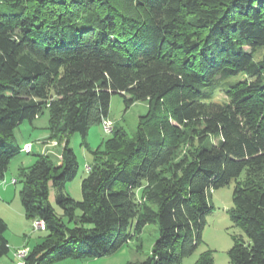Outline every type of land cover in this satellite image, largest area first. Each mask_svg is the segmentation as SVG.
<instances>
[{"label": "trees", "instance_id": "16d2710c", "mask_svg": "<svg viewBox=\"0 0 264 264\" xmlns=\"http://www.w3.org/2000/svg\"><path fill=\"white\" fill-rule=\"evenodd\" d=\"M114 94L149 111L93 152L77 201L70 137L102 125ZM45 111L62 149L20 169L26 217L47 232L24 264L105 257L150 224L159 238L135 264H181L232 182L231 263L264 264V0H0V182L26 151L17 130ZM6 231L0 217V260Z\"/></svg>", "mask_w": 264, "mask_h": 264}, {"label": "rangeland", "instance_id": "374dc122", "mask_svg": "<svg viewBox=\"0 0 264 264\" xmlns=\"http://www.w3.org/2000/svg\"><path fill=\"white\" fill-rule=\"evenodd\" d=\"M246 49L250 51L249 48ZM224 100L226 98L222 93H218L214 98L215 102ZM148 111V101H140L127 108L124 98L120 94H114L111 97L108 118L112 120L114 126L125 129L128 136L134 138L138 132L141 117L145 116ZM48 125L49 112L45 111L40 119L35 120L33 124L26 122L20 126L16 136L21 146H25L23 142L45 141L44 144L47 143V146L44 148L43 154L52 155L54 159L58 160L57 157L60 158L62 147L57 141H46L49 137ZM111 135L103 132L102 125H92L85 139L80 133L71 135L70 147L76 154L79 172L73 181L67 183L64 191L75 200L82 199L81 182L87 174L86 169L90 170L89 165L93 163V152L102 148L104 141ZM38 153L40 152L36 150L16 157L10 163L5 175L9 180H16L17 183L10 185L7 198L0 197V217L7 224L5 236L10 244V252L0 260V264H24L23 257L19 255L21 253L28 255L37 244L46 238V230L36 228L38 220L32 221L26 217L20 196L23 188L20 169L31 167L36 162ZM234 187L235 183L232 182L230 185L212 192L214 210L206 219L202 242L196 251L185 258L181 264H197L202 256L210 257L213 264H232L229 252L234 244L233 239L235 236L243 235L241 229L235 227L230 217ZM50 203L58 213H61L56 204V191L53 188L50 192ZM158 238L159 226L150 224L144 228L139 238L134 237L128 244L111 255L87 260L67 259L54 264H135L145 261L150 256Z\"/></svg>", "mask_w": 264, "mask_h": 264}, {"label": "crops", "instance_id": "0c3cea01", "mask_svg": "<svg viewBox=\"0 0 264 264\" xmlns=\"http://www.w3.org/2000/svg\"><path fill=\"white\" fill-rule=\"evenodd\" d=\"M37 119H40V118H37ZM37 119H35V120H37ZM34 121H33V123H34ZM33 123H30V124H33ZM34 128L37 129L36 127H34ZM41 140H43V139H41ZM23 143H25V145L30 146L31 147V150L30 151H25L24 150L25 152H23L22 154L31 153V151L32 152H35L36 150L38 152H40V153L41 152L43 153V151L45 150L44 148H46V146H47V143H46V145L44 144L45 141L38 142V143H30V142H23ZM22 147L24 149L25 146L22 145ZM11 181L12 180H9L8 177H5V179L0 182V197H2V198H7L8 197L7 194L9 192L10 185H14V184L17 183V182L16 183H13L14 180L12 182ZM9 246H10V244H9Z\"/></svg>", "mask_w": 264, "mask_h": 264}, {"label": "built area", "instance_id": "2783aa9c", "mask_svg": "<svg viewBox=\"0 0 264 264\" xmlns=\"http://www.w3.org/2000/svg\"><path fill=\"white\" fill-rule=\"evenodd\" d=\"M114 127H115L114 123L109 118H105L102 120V128H103V132L105 134H112ZM24 150L30 151L31 148L28 145H25ZM13 183H16V180H14ZM36 228H38V229L45 228V223L43 221H37L36 222ZM19 256L23 257V259H24L26 255L24 253H21Z\"/></svg>", "mask_w": 264, "mask_h": 264}]
</instances>
